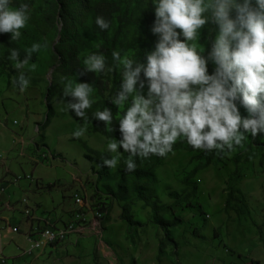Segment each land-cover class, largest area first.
Listing matches in <instances>:
<instances>
[{"label": "rangeland", "instance_id": "rangeland-1", "mask_svg": "<svg viewBox=\"0 0 264 264\" xmlns=\"http://www.w3.org/2000/svg\"><path fill=\"white\" fill-rule=\"evenodd\" d=\"M18 1H11L10 6L19 8L27 4L30 18L20 29L18 39L12 40L10 33L14 45L0 41V187L5 184L6 197L13 199L9 209L13 215L23 213L19 205V198L23 196L39 207L31 214L37 217L23 219L22 228L29 233L40 230L46 223L44 215L64 223L54 227H66L72 210L85 209L92 201L104 206L101 207L106 216L104 239L79 237L73 248H67L66 251H70L67 257L58 264H264V146L252 145L251 135L245 133L243 146H234L231 151H211V163L204 166L205 151L195 149L181 136L172 151L164 156L132 157L134 163L155 166L158 203L168 206L162 209L161 215L177 223L168 229L170 239L165 238V232L153 216V206L134 197L131 214L141 223L127 224L121 218L123 202L108 190L109 185L114 186L118 170H122L129 158L122 147L115 153L107 150L109 142L121 139L119 119L130 103V100L121 106L112 103L120 90L123 65L113 57L107 60L104 38L94 27L92 12L80 15L75 32L79 57L85 61L91 54L103 55L105 69L96 74L108 85L104 93L90 86L89 98L94 102L85 110L83 118L76 117L74 111L67 109L72 97L64 93L68 81L76 84L80 77L59 69L56 45L62 38L63 24L59 13L51 7L53 0ZM97 1L89 0L90 6ZM118 1L120 12L124 9L126 16L114 51L119 52L121 58L135 61L138 51L146 46L142 52L146 62V54L154 50L158 40V35L151 31L155 0L151 5V0ZM148 5L151 13L146 21L143 13ZM117 25L116 22L111 36L116 33ZM209 34L210 23L201 29L198 49H205ZM34 43L42 47L32 53L24 68L17 69V61L9 58L11 51L18 50L19 59L23 60ZM21 73L29 80L24 90L15 83ZM48 87L55 90V114L42 139L39 127L47 114ZM142 92L147 94V83ZM105 107L111 109L113 115L108 126L93 117ZM81 128L85 129L83 136L74 137L73 133ZM87 155L100 160L116 157L118 163L99 179L104 166L88 159ZM24 174L32 175L34 181H15ZM239 189L247 198L246 206L235 199L241 198ZM75 191H80L78 197L82 204L73 200ZM232 191L233 199L227 205ZM41 212L44 214L39 217ZM4 238L8 239L0 237ZM59 242L64 241L53 244ZM41 250L43 248L32 253Z\"/></svg>", "mask_w": 264, "mask_h": 264}, {"label": "clouds", "instance_id": "clouds-1", "mask_svg": "<svg viewBox=\"0 0 264 264\" xmlns=\"http://www.w3.org/2000/svg\"><path fill=\"white\" fill-rule=\"evenodd\" d=\"M154 5L151 31L158 40L146 54V63L112 53L123 65L120 90L112 103H130L119 119L121 139L109 142L107 150L115 153L122 147L129 153L126 170L134 171L132 157L164 156L181 136L195 149L224 152L243 146L245 133L253 138L264 133V0H155ZM29 18L27 4L14 8L10 0H0V33L18 39ZM209 23L215 25L216 34L204 55L197 42ZM96 24L102 30L109 28L100 16ZM41 47L34 43L23 60L13 49L9 58L22 69ZM84 63L88 72L105 69V57L100 54L89 55ZM15 83L24 90L29 80L21 73ZM91 92L87 82L68 81L64 94L72 100L67 109L83 118L94 102ZM237 101L247 116L241 115ZM93 117L105 126L113 119L107 107ZM84 131L81 128L73 136L79 138ZM102 163L115 168L118 161L112 157Z\"/></svg>", "mask_w": 264, "mask_h": 264}, {"label": "trees", "instance_id": "trees-1", "mask_svg": "<svg viewBox=\"0 0 264 264\" xmlns=\"http://www.w3.org/2000/svg\"><path fill=\"white\" fill-rule=\"evenodd\" d=\"M14 3H18V0H10ZM153 0L149 2L151 5ZM149 5L144 9L143 16L147 21L149 19L148 14L151 13ZM52 9L59 13L61 17L63 28H62V38L56 45V59L59 62V69L65 73H76L80 77V82H87L90 86L96 88L99 93L105 92V87L108 85L107 82H104L96 72H88L86 70V65L84 61L79 57V52L77 48V42L75 41V32L77 19L80 15H84L85 12L91 11L94 20V27L96 31L104 38L105 48L104 51L107 53V60L110 59L112 53L116 47L117 38L119 32L122 31L125 25V10L123 13L120 12L121 7L119 6L118 0H98L95 4L90 6L89 0H53L51 4ZM100 16L103 17L108 23V29H100L96 24V18ZM116 22L117 30L114 35H110V32L115 27ZM179 31V30H178ZM216 34L215 25L210 23V34L205 41L204 55H207V52L210 50L211 40L214 39ZM183 38V37H181ZM8 41L11 44H15L14 41L10 40V33H0V41ZM147 49L146 46H142L141 50L138 51V57L135 59V62L146 63L142 57V52ZM201 52L203 50L198 49ZM208 71L211 74L214 71V65L210 62L208 64ZM55 97V90L52 87H48L46 93V104H47V114L43 123L40 124L39 129L41 130V138H45V130L50 125L51 119L55 114V108L53 106V99ZM237 106L241 112L242 116H247V112L244 107L239 104L237 101ZM121 137V134H118ZM252 145L263 147L264 146V133L259 134L257 137L253 138L251 136ZM215 149L211 150L212 152ZM204 157L206 161L204 166H207L211 163V151L204 150ZM88 159L97 162L98 164L103 165L102 160L99 158H93L92 156L87 155ZM218 158V157H217ZM136 168L134 171H127V165H125L122 170H118V175L113 185L108 186V190L112 195L122 201V213L121 218L127 224H140L141 222L136 220L131 214L132 210V201L134 197L141 199L145 204L153 206V216L155 220L160 224L161 229L165 232V238L170 239L168 229L176 226V221L164 218L161 215L162 209L167 208L168 206H160L158 203L157 196V184L158 176L157 171L154 165H143L135 163ZM110 168L104 166L103 170L99 172V179H103ZM241 198H235L238 202L242 203L244 206L247 205V198L243 191L239 189ZM233 199V191L230 192L227 198V205H230L231 200ZM104 208V206H103ZM246 208V207H245ZM105 210V209H104ZM243 210V209H242ZM248 212V208H246ZM161 247H164V242H161Z\"/></svg>", "mask_w": 264, "mask_h": 264}, {"label": "crops", "instance_id": "crops-1", "mask_svg": "<svg viewBox=\"0 0 264 264\" xmlns=\"http://www.w3.org/2000/svg\"><path fill=\"white\" fill-rule=\"evenodd\" d=\"M27 182H31V180H28ZM5 187H6L5 184L1 185L0 187V231H4V229H6L7 226L16 225L21 228L23 233H21L20 235H15L11 239L9 238L0 239V247H3V251H6V253L10 257H14V256L18 257L20 250L26 245L25 233L27 232L22 228L23 219L27 217H37V215L27 216L26 214H24V212L19 215H13L11 212H9V209H11V205L13 204L11 202L13 199H11V197H6L7 192H4ZM23 197L19 198V200L21 201V203H19V205H21V208L23 207V203H22ZM31 203L33 206L31 205ZM34 204L35 203L31 202L28 199V208H33L32 210L33 214H34V210H37V211L39 210V207L38 206L36 207ZM42 214H44V212H41L39 217H42L41 216ZM43 217H44L43 219L46 222L45 225L52 221H54V225L56 226H61L64 224L61 222H57L56 219H52V218L47 219L45 215ZM70 217L71 216H69V218ZM69 218L65 220V223L69 220ZM78 237H84V236H77V235L71 236L68 240L64 242H59V243H56V244H53L47 247L44 250V252L41 250L38 253H32V254L24 253V261H28L27 264H48V262L50 264H58V262L62 261L63 258H66L68 252H70V251L68 252L66 251L67 248L68 249L73 248V246L77 244L78 239H79ZM61 243L63 244L61 247L57 245ZM15 249H17V252H15ZM46 251H47V254H45ZM50 251H52V253L48 254V252ZM12 252H15V253L12 254Z\"/></svg>", "mask_w": 264, "mask_h": 264}, {"label": "built area", "instance_id": "built-area-1", "mask_svg": "<svg viewBox=\"0 0 264 264\" xmlns=\"http://www.w3.org/2000/svg\"><path fill=\"white\" fill-rule=\"evenodd\" d=\"M17 123V122H14ZM31 180L34 181L32 175H25L24 177L16 178L15 181L18 182L20 180ZM80 191H75L73 194V200H78V195ZM91 201V200H90ZM22 210L24 214L27 216L31 215L33 208H28V197L24 196ZM103 206V205H102ZM101 205L93 204L91 201V208H88V218L79 217V213L74 210L71 212V224H77V227H83L84 222H89V216H96L99 218V214L101 213ZM0 233H6V229L4 231H0ZM22 232L19 226L14 225L13 234H8V238L11 239L15 235H20ZM68 229L62 230V232L54 231V221L47 223L44 227H42L38 231L27 232L25 233L26 245L20 250L18 257H10L6 251H0V264H11L16 261H24V253H31L36 250V248H43L44 250L51 246L53 242L59 238L61 235H68ZM105 235L104 226H99L95 232L92 233L89 237H95L97 239L103 240ZM19 259V260H18Z\"/></svg>", "mask_w": 264, "mask_h": 264}, {"label": "bare ground", "instance_id": "bare-ground-1", "mask_svg": "<svg viewBox=\"0 0 264 264\" xmlns=\"http://www.w3.org/2000/svg\"><path fill=\"white\" fill-rule=\"evenodd\" d=\"M79 196V195H78ZM78 204H82V199L78 197V200H76ZM88 208H91L90 205H87L85 209H80L77 211L79 213V217L81 218H88ZM105 212L101 210V213L99 214V218L97 219L96 216H89V222H84L83 227H77V224H71V218L67 224L66 227L63 228H56L54 227L55 232H62V230H67L68 229V235H61L59 236L58 239H56L54 242L61 240V241H66L68 240L71 236H90L92 235L95 230L99 228V226H104V221L105 220ZM14 226L10 225L8 229L6 230V233H0V237H8V234H13ZM105 230V227H104ZM79 238V237H78ZM53 242V243H54ZM41 249V248H36V250Z\"/></svg>", "mask_w": 264, "mask_h": 264}]
</instances>
